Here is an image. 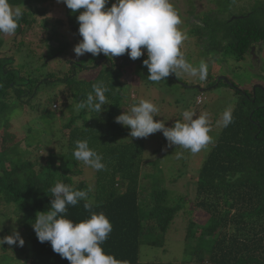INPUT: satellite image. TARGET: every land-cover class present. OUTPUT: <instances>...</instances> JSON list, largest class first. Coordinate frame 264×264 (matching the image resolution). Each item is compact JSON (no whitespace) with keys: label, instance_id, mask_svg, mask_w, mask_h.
Segmentation results:
<instances>
[{"label":"trees","instance_id":"trees-1","mask_svg":"<svg viewBox=\"0 0 264 264\" xmlns=\"http://www.w3.org/2000/svg\"><path fill=\"white\" fill-rule=\"evenodd\" d=\"M236 2L211 0L215 13L205 14L204 20L190 16L188 21L192 33L217 39L216 44L209 41L208 50H222L241 61L264 41V2L235 14ZM9 3L21 7L23 17L14 35L0 34V238L18 231L24 245L4 244L0 260L69 264L52 251L49 242H38L32 228L37 212L49 210V189L57 181L88 190L97 205L93 211L103 212L112 224L102 247L118 264H140L142 251L154 260L152 249L165 248L168 230L186 200L173 193L170 197L165 187L170 180L162 184L154 175L148 179L144 165L156 158L145 156L147 140L130 137V130L115 121L139 98L134 86L126 91L123 70L132 63L139 70L146 55L132 60L126 53L113 58L89 53L64 62L70 49L66 36L78 32L76 16L83 10L72 13L61 2L63 15L45 17L57 0ZM36 16H42L38 26L45 33L44 52L39 54L23 42L37 24ZM101 82L109 89L104 110L99 114L76 111V104L94 95L93 85ZM182 83L196 90L193 84ZM220 85L227 84L220 80L206 88ZM197 91L190 101L195 110L204 102ZM134 93L137 98H131ZM238 93L231 108L232 122L221 125L216 143L195 173L193 202L207 222L188 220L183 238V252L189 256L186 264H264V91ZM26 115L30 120L23 126L25 131L18 132L12 120ZM84 139L105 164L103 170L91 171L92 186L78 180L90 169L73 156L75 141ZM22 142L24 149L19 146ZM83 204L68 206L67 217L76 222L89 218Z\"/></svg>","mask_w":264,"mask_h":264},{"label":"clouds","instance_id":"clouds-1","mask_svg":"<svg viewBox=\"0 0 264 264\" xmlns=\"http://www.w3.org/2000/svg\"><path fill=\"white\" fill-rule=\"evenodd\" d=\"M66 5L76 16L78 34L82 38L74 45L78 58L85 54L118 57L125 53L132 60L146 55L142 61L148 69L147 79L162 82L170 74L187 73L203 81L208 66L201 62L198 67L188 63L181 51L187 34L181 31L182 21L171 0H57ZM107 6V7H106ZM23 17L21 7L13 8L9 0H0V34L12 36ZM102 82L93 85V92L86 100L76 104V111L87 109L101 113L107 104L108 91ZM159 108L149 100L141 99L115 117V121L128 128L129 136L147 138L162 132L169 143L195 154L212 143L209 121L206 115L196 116L193 111L182 113L183 122L177 120L166 127L163 120H154ZM232 122L230 109L222 115V124ZM177 153V158H180ZM73 156L84 165L101 171L105 168L103 157L90 148L87 139L75 141ZM50 208L35 215L32 228L38 242H49L54 253L69 264H118L116 258L104 251L102 245L112 231V224L103 212H95L97 205L90 199L88 190L74 189L70 184L57 181L49 189ZM84 201L83 207L89 218L79 222L67 217L68 206ZM7 244L22 247L24 240L18 231L0 238V248Z\"/></svg>","mask_w":264,"mask_h":264},{"label":"rangeland","instance_id":"rangeland-1","mask_svg":"<svg viewBox=\"0 0 264 264\" xmlns=\"http://www.w3.org/2000/svg\"><path fill=\"white\" fill-rule=\"evenodd\" d=\"M257 2L263 3L264 0H237L234 5L235 8L232 11L235 14H239L242 8L248 7V5H254ZM174 8L178 11L181 18V25L179 28L181 31L187 34V39L181 46V51L185 56L188 63L194 67H198L201 62L207 64L208 72L207 77L203 81L197 77H192L187 73L178 72L177 74H170L162 82H151L147 79L149 73L146 66H141L139 70L135 69L134 63L130 66H125L124 81L128 85L124 86L126 91L130 92L131 87L134 86L137 89L139 95L138 101L141 99L149 100L156 104L159 108L157 117L154 120H163L166 127H171L175 121L179 120L183 122L182 113L184 111H193L196 116L206 115L209 121L210 129L209 135L212 137V143L207 145L205 149H202L198 153H191L189 150L183 149L180 146H169L168 141L163 136L162 132L157 131L154 134H150L147 138L145 156L147 158L156 159L147 162L144 165V169L149 175L148 179L155 176V179L160 183L168 181L167 187L169 189L170 197L172 193L175 198L184 197L186 204L183 210L177 215L173 224L168 230V240L163 250L159 251L156 248L152 249V254L155 257L157 264H186L187 257L184 254V235L187 222L190 218L197 224H203L207 222V216L201 211L195 209L194 205V183L195 173L200 168L202 161L210 151L211 147L216 143L220 128L222 125V115L226 109H230L235 105V101L239 98V93L245 91H255L261 89L264 91V41L254 48V54H246L241 61H237L232 54L226 52H218L217 49H209V41L216 44V38L203 37V39L197 34L192 33L191 25H189L190 16L201 18L209 12H216V7L211 3V0H171ZM60 3H57L55 7H51L46 11L45 17H59L63 15V11L59 10ZM237 9V10H236ZM250 9V8H248ZM37 24L23 37V42L26 46H29L36 53L44 52L42 46V40L45 38L44 31L38 26L42 19V16H36ZM44 18V17H43ZM204 20V17H202ZM191 20V19H190ZM59 30V29H58ZM204 30V29H203ZM201 38L200 40H198ZM8 39V38H7ZM82 39L78 32H74L66 36V42L70 49L65 54L62 61L66 62L75 56L73 47L79 40ZM202 43V44H201ZM213 50V51H212ZM217 51V52H216ZM87 55V54H85ZM19 59L16 60L18 62ZM57 64V63H56ZM134 65V66H133ZM61 66V65H59ZM55 69L59 68L58 65H53ZM61 69V68H60ZM137 72V73H136ZM85 75V74H83ZM175 77L178 79L176 80ZM224 81L227 85H220L212 89L206 88L208 84L212 82ZM234 83L232 87L227 81ZM195 87L197 92L201 93L204 97L203 105L196 110L190 105L192 101V95H195L196 90L186 87L182 82ZM202 90V92H200ZM135 93L133 97H138ZM162 101L165 104H162ZM129 102V101H128ZM175 102L177 104H175ZM59 105L57 104V109ZM30 117L28 115L19 119L14 118L12 125L18 130L24 132L26 122ZM24 142L19 146L24 149ZM177 153H180V158H177ZM90 173L80 176L78 180H83L88 186H92L94 183V174ZM163 172H162V170ZM155 171V173H152ZM162 174V176H161ZM177 177L179 179H177ZM177 179V180H176ZM169 197V198H170ZM173 198V197H172ZM170 198V199H172ZM145 249L143 246L141 250ZM191 250V249H190ZM149 252H147L148 254ZM189 254V252H187ZM149 256H145V252L140 254V264H146V262L154 261ZM0 264H13L7 259L0 260ZM21 264V263H20Z\"/></svg>","mask_w":264,"mask_h":264},{"label":"water","instance_id":"water-1","mask_svg":"<svg viewBox=\"0 0 264 264\" xmlns=\"http://www.w3.org/2000/svg\"><path fill=\"white\" fill-rule=\"evenodd\" d=\"M253 50H254V48H252V49L250 50V51H251V54H253V52H254Z\"/></svg>","mask_w":264,"mask_h":264},{"label":"built area","instance_id":"built-area-1","mask_svg":"<svg viewBox=\"0 0 264 264\" xmlns=\"http://www.w3.org/2000/svg\"><path fill=\"white\" fill-rule=\"evenodd\" d=\"M198 101H199V99H198Z\"/></svg>","mask_w":264,"mask_h":264}]
</instances>
